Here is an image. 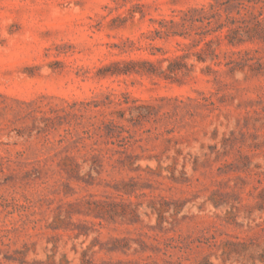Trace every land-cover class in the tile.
<instances>
[{"label": "rangeland", "instance_id": "374dc122", "mask_svg": "<svg viewBox=\"0 0 264 264\" xmlns=\"http://www.w3.org/2000/svg\"><path fill=\"white\" fill-rule=\"evenodd\" d=\"M256 9L0 0V264H264Z\"/></svg>", "mask_w": 264, "mask_h": 264}, {"label": "trees", "instance_id": "16d2710c", "mask_svg": "<svg viewBox=\"0 0 264 264\" xmlns=\"http://www.w3.org/2000/svg\"><path fill=\"white\" fill-rule=\"evenodd\" d=\"M241 2V7L248 9H256V5L263 3L264 0H239ZM210 6H212L210 4ZM249 22L251 25L244 24L245 19H234L230 24L234 25L232 29H229L228 33L225 35L230 44L241 43L246 39H251L254 37L264 39V15L259 10ZM248 20H246L247 22ZM218 29H210V33H214ZM212 41H208L206 44L210 45ZM200 60H204L200 57Z\"/></svg>", "mask_w": 264, "mask_h": 264}]
</instances>
